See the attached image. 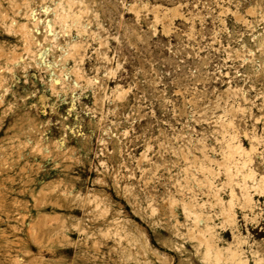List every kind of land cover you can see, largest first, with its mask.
I'll list each match as a JSON object with an SVG mask.
<instances>
[{
  "label": "rangeland",
  "instance_id": "obj_1",
  "mask_svg": "<svg viewBox=\"0 0 264 264\" xmlns=\"http://www.w3.org/2000/svg\"><path fill=\"white\" fill-rule=\"evenodd\" d=\"M261 14L264 0H0V264H206L186 208L231 240L198 169L226 200L224 120L261 139L264 172ZM254 200L236 224L264 255Z\"/></svg>",
  "mask_w": 264,
  "mask_h": 264
},
{
  "label": "bare ground",
  "instance_id": "obj_2",
  "mask_svg": "<svg viewBox=\"0 0 264 264\" xmlns=\"http://www.w3.org/2000/svg\"><path fill=\"white\" fill-rule=\"evenodd\" d=\"M57 2H58V0H57ZM69 2H72V1H69ZM68 5H69V3H68ZM44 9H45V6H44ZM51 9H52V7H51ZM54 9H55V7H54ZM83 9L84 8H82V7L79 8V10H81V11ZM252 11L254 12L253 9H252ZM249 13H250V10H249ZM251 14H253V13L251 12ZM251 14H249V15H251ZM78 15H80V14H78ZM262 15H264V14H261V17H262ZM63 16L65 17V15H63ZM77 16H76V18H77ZM154 18H155V15H154ZM154 20L157 21L156 19H154ZM78 21H79V19H78ZM74 22H76V21H74ZM49 28H51V27H49ZM63 29L65 30V28H63ZM223 111H225V110H223ZM219 117H218V119H219ZM256 120L257 119H255V121ZM232 122H233V120L231 118H227L226 120H224L221 123V126H220L221 132L218 131L221 134L222 150L220 151V153H222V154L220 155V153L218 151L219 149H221L219 147V149L217 151H218L219 155L221 156V157L218 156V158L219 157L221 158L220 159L221 162L218 160H216V161H218L217 163L220 165V166H218V165L217 166L221 169V171L224 175V179H225L224 184L228 189V194H227L226 200L222 199V197H220L218 195V191L220 189L218 190V188L214 187V185L212 184L213 182L211 181L210 178H211V176H213V172H214L213 169L211 170L210 166L208 167L206 164H204V165H206V167L205 166H201V167L198 166V169H200L201 174H202V181L200 180L202 185L204 186V188H206V192L208 191V193H210L211 197H213L215 205L216 204L218 205V209L216 212L220 218L219 225L221 228H219V230L221 229L222 233H224V234H226V232L229 231V233L231 235V240L224 242V244H220L221 246L219 244L215 243V230H216L215 225H214L215 223H212L209 220V218L205 215V212L203 214V212H200L199 208L195 209L194 206H192L193 208H186V212L189 215L188 219L190 220V216H191V218H192L191 220L193 221L192 224H194L193 227H195V233H194L195 235H193L191 237L196 238L195 244H196V249L198 250L197 252L201 253L200 256L202 257L203 261L206 264H249L250 259L254 264H264V255L259 254L257 250H253L251 248H249L248 253H247V250L244 249V244L246 241H245V238L241 235V232L239 231V228L236 224V215H235L236 214L235 206H238V209L241 210L242 214L241 213L240 214L243 216V218L245 220L249 219L248 214L250 212L252 214V209H254L255 204H256V202L254 200V196L256 195V196H261L264 198V172L261 174H258V172H257V174H256L254 169H252L250 167L252 155L254 154V151L256 149L255 144L258 143V139L259 140H261V139L257 138L256 135H252L250 138H251V141H254V142L250 143L249 147L244 146L243 143L240 141V139L236 138V134H234L233 129L231 131L229 130L230 128H234L233 127L234 125ZM235 133H236V131H235ZM245 135H243V136H245ZM203 147H205V146H203ZM201 154H202V151H201ZM202 155H204L203 157H205V155H207V154L204 153ZM206 158L208 159L209 157H206ZM209 160L210 159H208L207 161L209 162ZM210 161L212 162L213 160L211 159ZM216 161L214 160V162H216ZM198 165H200L199 162H198ZM218 167L216 169V172L218 171ZM195 168L197 169V167H195ZM218 174H220V173L218 172ZM214 176H213V178H214ZM199 179H198V181H196V183L199 182ZM218 183H220V181ZM198 185H200V183ZM218 186H220V184ZM222 189H223V187H222ZM203 194H204V192H203ZM221 195H222V193H221ZM200 202H202V201H200ZM196 203H199V202H196ZM206 203H208V202H206ZM200 204H199V206L201 209V205H203V204H201V205ZM206 206H207V204H206ZM212 206L210 205V207H212ZM253 214L256 217V214L255 213H253ZM209 215H211V212L209 213ZM241 215H240V217H242ZM255 217H253V218L250 217L251 219H249V220L255 219ZM212 218H214V217H212ZM217 227L218 226H216V228ZM246 229L247 228H245V230ZM191 230L190 229L187 230V232L190 233L189 235H191V232H189ZM192 232H194V231H192ZM216 238H217V236H216ZM216 240H218V238ZM130 241H131L130 239H129V241L127 239V242H128L127 245L129 244ZM219 243H220V241H219ZM125 249H126V247H125ZM128 252H130V251H128ZM128 252H127V254H128ZM128 255L130 256L131 253ZM249 255H251V258H249Z\"/></svg>",
  "mask_w": 264,
  "mask_h": 264
}]
</instances>
